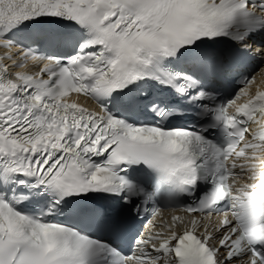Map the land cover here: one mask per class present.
<instances>
[{
  "label": "snow or ice",
  "instance_id": "6c2138e0",
  "mask_svg": "<svg viewBox=\"0 0 264 264\" xmlns=\"http://www.w3.org/2000/svg\"><path fill=\"white\" fill-rule=\"evenodd\" d=\"M0 53V264H264V0H0Z\"/></svg>",
  "mask_w": 264,
  "mask_h": 264
}]
</instances>
